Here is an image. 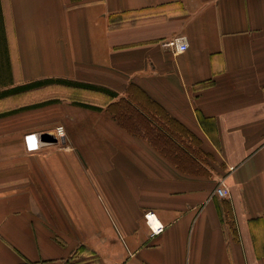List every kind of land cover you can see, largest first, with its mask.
Masks as SVG:
<instances>
[{"label":"crops","instance_id":"obj_1","mask_svg":"<svg viewBox=\"0 0 264 264\" xmlns=\"http://www.w3.org/2000/svg\"><path fill=\"white\" fill-rule=\"evenodd\" d=\"M48 78L118 96L0 98L59 99L0 116V264H264V0H0V92Z\"/></svg>","mask_w":264,"mask_h":264},{"label":"trees","instance_id":"obj_2","mask_svg":"<svg viewBox=\"0 0 264 264\" xmlns=\"http://www.w3.org/2000/svg\"><path fill=\"white\" fill-rule=\"evenodd\" d=\"M49 84H61V85H65V86H69L72 88H77V89H83V90H89V91H93V92H98V93H102L101 95H107L110 98H116L118 96V93L105 87L102 85H97L94 83H89V82H82V81H76V80H71V79H65V78H48V79H40V80H35V81H31L29 83H24L21 85H17L11 89L8 90H4L2 92H0V98L10 95V94H16V93H21V92H26L29 91L31 89H35L38 87H42V86H46ZM59 101L58 98L55 99H48L44 102H40V103H35L32 105H26L17 109H14L12 111H6V112H2L0 113V116L12 113V112H16V111H20L23 109H27V108H31V107H36L39 105H43V104H47V103H52V102H57ZM73 103L76 105H80L83 107H87V108H92V109H102V107L96 103H92V102H87V101H81V100H73ZM122 103L120 110L119 111V105ZM114 105H118L117 108H115V112H116V116L118 117L119 120H122L124 118L127 119V117L130 119L135 117L136 113H139L141 116L146 117L147 115H145L143 112V114H141L139 112V108L138 106H136L135 104H133L132 101H127V100H122L120 102H116L114 103ZM165 130V129H163ZM149 136V135H148Z\"/></svg>","mask_w":264,"mask_h":264},{"label":"built area","instance_id":"obj_3","mask_svg":"<svg viewBox=\"0 0 264 264\" xmlns=\"http://www.w3.org/2000/svg\"><path fill=\"white\" fill-rule=\"evenodd\" d=\"M167 45L174 47L177 51H185L188 48V42L184 36H176L175 38L167 41ZM57 131L59 135H65V128L62 125L57 127ZM26 139L28 142V149L34 150L36 142L35 140H32L33 135H26ZM215 193H218L221 198H225L228 195V190L225 186H222V184L219 183L215 188ZM144 217L152 235L160 234L165 230L166 225L159 219L155 211H146Z\"/></svg>","mask_w":264,"mask_h":264},{"label":"rangeland","instance_id":"obj_4","mask_svg":"<svg viewBox=\"0 0 264 264\" xmlns=\"http://www.w3.org/2000/svg\"><path fill=\"white\" fill-rule=\"evenodd\" d=\"M78 91H79L78 97H74V98H77L78 100L92 102V103H102L103 102V100L101 98L102 96L98 92H93V91L83 90V89H78ZM18 99H21V98H18ZM18 99H16V100H18ZM158 113L164 115L160 108H158ZM161 118H162V116H161ZM162 125H163V128L165 130H167L166 123L164 122ZM146 130H147L146 131L147 135H152V134L154 136L156 135V133L153 129L147 128Z\"/></svg>","mask_w":264,"mask_h":264},{"label":"water","instance_id":"obj_5","mask_svg":"<svg viewBox=\"0 0 264 264\" xmlns=\"http://www.w3.org/2000/svg\"><path fill=\"white\" fill-rule=\"evenodd\" d=\"M45 139V138H44ZM45 140H47V139H45Z\"/></svg>","mask_w":264,"mask_h":264}]
</instances>
